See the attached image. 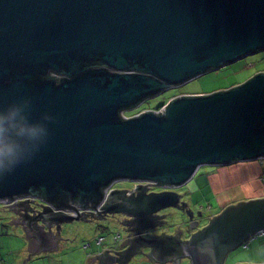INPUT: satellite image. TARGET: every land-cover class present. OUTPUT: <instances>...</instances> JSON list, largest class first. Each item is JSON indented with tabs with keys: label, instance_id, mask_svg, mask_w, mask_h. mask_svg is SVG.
Instances as JSON below:
<instances>
[{
	"label": "water",
	"instance_id": "obj_1",
	"mask_svg": "<svg viewBox=\"0 0 264 264\" xmlns=\"http://www.w3.org/2000/svg\"><path fill=\"white\" fill-rule=\"evenodd\" d=\"M261 50L264 0H0V106L29 99L32 121L54 118L34 158L0 178V201L43 198L40 210L34 202L21 209L34 228L124 214L137 236L168 224L157 213L175 208L187 216L178 228L197 230L184 240L152 238L145 254L159 263L224 264L264 231V197L199 228L202 213L185 194L130 181L179 189L203 165L263 159L264 72L228 90L173 98L160 112L121 111ZM50 71L60 79L43 80ZM137 240L125 262L144 243Z\"/></svg>",
	"mask_w": 264,
	"mask_h": 264
},
{
	"label": "rangeland",
	"instance_id": "obj_2",
	"mask_svg": "<svg viewBox=\"0 0 264 264\" xmlns=\"http://www.w3.org/2000/svg\"><path fill=\"white\" fill-rule=\"evenodd\" d=\"M259 70H264V50L211 69L178 86L168 88L156 96L149 97L135 109L128 110L127 115L133 116L145 109H154L160 102L167 103L180 95H209L220 90L230 89L244 83ZM210 167L218 166L203 165L197 174L208 172ZM163 210L170 232H176L180 225L183 228L186 226L183 219L186 221L187 216L181 211L173 208ZM117 217L121 218V215ZM11 221V212L5 211L3 205L0 204V264H87L94 255L102 250L118 247L119 241L114 240L115 235L120 234L121 239H125L128 234L123 224L116 217L75 219L61 224L58 244L61 248L26 261V256L23 257L20 253L14 252L19 247L25 248L26 244L22 229L11 224ZM100 238L103 239L102 242H99ZM246 251V246H239L228 254L224 264H247L238 263L241 262L240 260H245L243 256ZM188 263V259L181 262V264ZM128 264L174 263L171 261L155 262L150 260L145 253H141L137 254Z\"/></svg>",
	"mask_w": 264,
	"mask_h": 264
},
{
	"label": "crops",
	"instance_id": "obj_3",
	"mask_svg": "<svg viewBox=\"0 0 264 264\" xmlns=\"http://www.w3.org/2000/svg\"><path fill=\"white\" fill-rule=\"evenodd\" d=\"M260 72H264V70H259L257 73ZM263 170L264 158L210 167L206 173L199 175L197 172V175L183 189L187 191L193 206L203 212L204 219L202 224L205 225L211 218L220 214L231 205L251 199L263 198ZM23 238L26 244L25 248L19 247L14 251L20 253L23 257L27 255V252H31V258H34L38 255L56 251L60 247L55 244L53 247L48 248L42 243L35 242L33 247L31 243L30 250L28 239L24 235ZM246 248L247 251L243 256L245 260H240L241 262L238 263L264 264V235L251 240Z\"/></svg>",
	"mask_w": 264,
	"mask_h": 264
},
{
	"label": "flooded vegetation",
	"instance_id": "obj_4",
	"mask_svg": "<svg viewBox=\"0 0 264 264\" xmlns=\"http://www.w3.org/2000/svg\"><path fill=\"white\" fill-rule=\"evenodd\" d=\"M95 64V63H94ZM111 70V69H110ZM59 78V77H58ZM136 107V106H135ZM135 107H132L128 110H131ZM138 107V105H137ZM119 181H117L114 186L113 189H118L115 188L116 184ZM134 184V187L141 184L143 185L148 192H162V191H168V190H176L179 193L185 194L182 197V200H186L190 203V206L195 210V212L200 211L202 213V218L204 219V215L203 212L200 209L195 208V206H193V204L191 203V201L189 200V196L188 193L185 189H176L174 186H166V187H161V186H157V187H152L150 189H148V187L145 186L144 183H140L137 181H130ZM112 189V190H113ZM122 189H130L132 190L133 188H122ZM29 202H34L33 204H31L32 207H35V210H40V207L38 205H43L45 206L47 203L43 200V198L41 199V197L39 196H35L33 199H26V200H22L16 204H13L9 207H4L5 211H9L12 214V221L11 224L15 225L17 228L22 229L23 235L26 239H28V244H29V249L31 250V243H32V247L33 244L35 242L37 243H42L44 244L46 247L51 248L53 247L55 244H59L60 241V229H58L57 225L54 226H50L49 228L44 227L41 228L39 226H37V228H34L30 225V221H34L33 216L30 217L28 216V214L24 213L21 211V209L25 208V209H29L30 208V203ZM46 203V204H45ZM20 204V205H19ZM74 203L70 204L72 207ZM78 204V203H77ZM79 206H83L79 204ZM87 206V205H85ZM94 206V205H92ZM60 208H57L56 210H59ZM175 209V208H173ZM10 210H16L18 213H14ZM176 210V209H175ZM163 211L161 210L159 211L157 214L159 216H162V218L158 221H161L162 223L165 221L166 216L163 215ZM182 212V211H181ZM183 213V212H182ZM21 214V215H19ZM32 215V214H31ZM36 215V214H34ZM121 215V218H118L117 216ZM113 217V218H117V220H119L120 222L124 221V227L126 232L128 233L127 236L125 237V239H121L119 240V245L116 248H108V249H104L101 252H99L98 254L94 255L93 258L90 259V261H88L87 264H128L130 261H132V259L137 255V254H141V253H149V251L151 250L150 245L147 244V241L151 240L152 238H156V237H160L162 235H176L179 236L180 239L184 240V239H188L190 237V235L195 232L197 229L195 230H187L184 232V230H181L180 228L176 231V232H170L169 226L168 224H164L162 226L159 227H154L148 230H145L140 236H137L134 234V230L136 228V224H134V219L125 216L124 214H107V213H103V211H100L97 214H86V215H82L81 218L84 219H88L91 217ZM203 219H201V223L199 228L203 227L204 224H202ZM28 222V223H26ZM203 225V226H202ZM206 225V224H205ZM183 229V226L181 227ZM121 236V235H120ZM137 237H141L144 240V243L139 247L138 252L135 253L134 255H132L129 259V261L125 262L127 253L126 252L128 250V248L134 244V243H138ZM31 252H27L26 255V261L31 259ZM148 256V254H147ZM149 258V256H148ZM150 259V258H149ZM151 260V259H150ZM153 261V260H152ZM184 261L181 260V262ZM174 262V261H172ZM176 263V262H174ZM189 264V263H188Z\"/></svg>",
	"mask_w": 264,
	"mask_h": 264
},
{
	"label": "clouds",
	"instance_id": "obj_5",
	"mask_svg": "<svg viewBox=\"0 0 264 264\" xmlns=\"http://www.w3.org/2000/svg\"><path fill=\"white\" fill-rule=\"evenodd\" d=\"M30 110L29 99L0 106V178L33 159L49 139L48 122L54 118L45 113L32 121Z\"/></svg>",
	"mask_w": 264,
	"mask_h": 264
},
{
	"label": "built area",
	"instance_id": "obj_6",
	"mask_svg": "<svg viewBox=\"0 0 264 264\" xmlns=\"http://www.w3.org/2000/svg\"><path fill=\"white\" fill-rule=\"evenodd\" d=\"M59 75V74H58ZM176 98V97H175ZM173 99V98H172ZM168 104V102L164 105V106H162V107H160V108H158V109H156V108H154V109H145V110H143V111H140V112H137V114H135V115H133V116H128L127 115V111H128V109L127 110H122L121 111V114H122V116L123 117H125V118H131V117H135V116H138V115H141L143 112H145V111H153V112H160L166 105ZM139 106V105H138ZM137 107V106H136ZM135 107V108H136ZM135 108H133V109H135ZM133 109H131V110H133ZM263 177H264V170H263ZM157 186H161V187H166V186H171V185H166V184H160V183H154V184H148V185H146V187H148V189H150V188H152V187H157ZM35 196H29V197H19V198H16V199H13V200H11V201H8V202H1L0 201V204H2L3 205V207H9V206H11V205H13V204H16V203H18V202H20V201H22V200H26V199H33ZM59 210H62V211H65L66 213H68V214H71V215H73V214H76V212L75 211H73V210H70V211H67V210H64V209H59ZM97 213H99V212H97ZM97 213H94V214H97ZM262 235H264V231H262L260 234H258V235H256L255 237H251L245 244H244V246H248V243L251 241V240H253V239H255V238H257V237H259V236H262ZM120 234H117V235H115L114 236V240L115 241H119L120 240ZM103 241V239L102 238H100L99 239V242H102Z\"/></svg>",
	"mask_w": 264,
	"mask_h": 264
},
{
	"label": "trees",
	"instance_id": "obj_7",
	"mask_svg": "<svg viewBox=\"0 0 264 264\" xmlns=\"http://www.w3.org/2000/svg\"><path fill=\"white\" fill-rule=\"evenodd\" d=\"M57 74H59V73H57ZM46 79H60V78H58L57 76H53L52 75V71H50L49 74L46 77L43 78V80H46ZM185 96L186 97H195L193 95H185ZM91 205H93V204H91Z\"/></svg>",
	"mask_w": 264,
	"mask_h": 264
}]
</instances>
